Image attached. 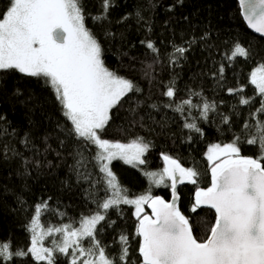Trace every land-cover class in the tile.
<instances>
[{
  "label": "trees",
  "instance_id": "obj_1",
  "mask_svg": "<svg viewBox=\"0 0 264 264\" xmlns=\"http://www.w3.org/2000/svg\"><path fill=\"white\" fill-rule=\"evenodd\" d=\"M238 1L110 0L105 13L104 0H83L85 26L100 43L105 66L140 89L128 93L111 110L102 138L125 144L142 138L148 145L145 163L134 167L115 160L113 174L127 190L128 199L152 191L153 196L169 200L170 187L151 188L147 173L164 169V155L197 170V184L189 183L179 190L180 209L197 239L206 237L215 220L211 210L190 211L197 188L211 185V166L205 156L210 146L231 143L240 136V155H258L256 146L243 142V125L264 118L259 111L261 96L250 80L252 71L264 64V39L249 31ZM8 2L0 0V13ZM149 41L158 53L146 47ZM237 44L248 56L229 59ZM175 47L187 49L183 57L173 56ZM169 86L175 92L172 98L164 95ZM188 99L201 107L185 105L183 113L174 110ZM242 99L251 102L244 104ZM205 102L215 105L206 118L202 109ZM0 117V242H10L13 250L27 251L37 205H47L38 217L43 230L78 227L84 217L96 213L106 196H111V189L106 193L107 178L94 159L99 150L69 134L71 124L42 79L15 70L0 72ZM185 123H195L201 131L190 130ZM101 211L105 220L97 225V238L107 246L106 252L116 255L120 236L126 235L130 258L138 264L140 238L135 235L138 222L134 207L121 203L106 213ZM53 239L59 240L60 234L46 236L44 246L52 247ZM54 257L55 264H70V259L59 253ZM2 264L47 261H38L28 253Z\"/></svg>",
  "mask_w": 264,
  "mask_h": 264
},
{
  "label": "snow or ice",
  "instance_id": "obj_2",
  "mask_svg": "<svg viewBox=\"0 0 264 264\" xmlns=\"http://www.w3.org/2000/svg\"><path fill=\"white\" fill-rule=\"evenodd\" d=\"M239 3L248 26L264 35V0H239ZM109 4L110 0H104L105 13ZM85 19L83 0H9L0 13V72L15 70L43 80L71 124L69 134L99 150L94 159L107 178L105 191L111 189V196H106L98 204L96 213L84 217L78 227H49L46 233L44 230L37 233L36 229L40 211L47 205H37L31 247L27 251L13 250L10 242H0V264L28 253L47 264H55L54 253L68 257L70 264H137L130 258L126 235L120 236L121 247L116 255L108 254L107 246L97 238V225L105 220L101 210L106 213L121 203L135 206L138 222L135 235L141 238L138 264H264V118L243 125V142L256 146V157L240 155V136L231 143L214 144L209 148L211 186L197 188L190 211L206 206L214 209L216 215L211 227L207 228L206 237L197 239L189 219L176 203L177 184L185 181L197 184L200 175L197 170L185 168L164 155L167 166L163 171L147 173L157 186L171 187L173 200L170 203L151 195L128 199L127 190L119 186L111 171L109 165L117 159L134 167L145 163L141 157L148 145L141 142L142 138L128 144L102 138L111 119V110L128 93L140 89L105 66L102 47L85 26ZM146 47L153 53L159 51L150 41ZM186 51L184 47H175L173 56L183 57ZM236 56L247 57L248 52L237 44L228 58ZM220 72L223 73V67ZM250 80L259 91V111L264 113V65L251 73ZM164 95L174 97L173 87L169 86ZM250 102L241 100L244 104ZM185 105L201 107L188 99L177 104L174 110L183 113ZM202 109L206 118L210 109L215 110V105L205 102ZM184 126L201 131L195 123ZM7 151L5 147V154ZM166 179L171 181L170 185L165 184ZM144 205L151 208V215H142ZM53 233L60 234V239L50 241L52 247H44L45 234L52 236Z\"/></svg>",
  "mask_w": 264,
  "mask_h": 264
},
{
  "label": "water",
  "instance_id": "obj_3",
  "mask_svg": "<svg viewBox=\"0 0 264 264\" xmlns=\"http://www.w3.org/2000/svg\"><path fill=\"white\" fill-rule=\"evenodd\" d=\"M239 2V1H238ZM239 7H240V10H241V16H242V18H243V20H244V22H245V24H246V26L248 27V29H249V31L253 34V35H255L256 37H259V38H261V39H264V35H261V34H259V33H256L252 28H250L249 26H248V23H247V21L244 19V16H243V12H244V9L243 8H241V6H240V3H239ZM242 157H244V156H242ZM164 161V160H163ZM165 163V162H164ZM167 165L165 164V167H166ZM210 176H211V170H210ZM171 184V181H169V185ZM189 183L187 182V181H185L184 183H178L177 184V186H176V195L178 196V199L176 200V203H177V206L179 207V209H180V203H181V196H180V193H179V190H180V188L181 187H183V186H185V185H188ZM211 186V185H210ZM209 186V187H210ZM201 189H206V188H201ZM196 192V191H195ZM170 199L169 200H167V199H165L163 196H152L153 198H156V197H159V198H161V199H163V200H165L166 202H172V200H173V192H172V189H171V187H170ZM194 203H195V193H194ZM197 209H203V210H211V211H213L214 212V214H215V210L214 209H211V208H208V207H206V206H200V207H198ZM145 211L147 212L146 214H149V215H151V208L150 207H148V205H146L145 206ZM180 211H181V209H180ZM182 212V211H181ZM216 215V214H215ZM194 235V234H193ZM140 238V237H139ZM140 243H141V238H140Z\"/></svg>",
  "mask_w": 264,
  "mask_h": 264
},
{
  "label": "rangeland",
  "instance_id": "obj_4",
  "mask_svg": "<svg viewBox=\"0 0 264 264\" xmlns=\"http://www.w3.org/2000/svg\"><path fill=\"white\" fill-rule=\"evenodd\" d=\"M264 65V64H263ZM260 66H262V65H259L258 67H260ZM258 67H256L252 72H254V71H256V69L258 68ZM255 86V85H254ZM258 90V89H257ZM221 146H223V145H225V144H220ZM211 147V146H210ZM208 151H209V149H208ZM208 151H207V153H206V159H207V156H208ZM144 155H145V153H144ZM144 155L141 157V159H143L144 160ZM117 160H119V159H117ZM113 161H115V160H113ZM112 161V162H113ZM121 161H123V160H121ZM112 162H111V164H112ZM124 162V161H123ZM125 163V162H124ZM207 163H208V165L209 166H211L212 167V165H211V162L207 159ZM111 164L109 165V167H110V169H111V171H112V168H111ZM127 164V163H126ZM128 165H131V164H128ZM131 166H133V165H131ZM136 167H138V166H136ZM163 170H160V171H157L156 173H160V172H162ZM113 172V171H112ZM150 178V177H149ZM165 184H168L169 185V180H165ZM150 185H151V188H162V187H165L164 185H160V186H157L156 184H154V183H152V180H151V178H150ZM144 195H151V196H153V192L152 191H150V192H148L147 194H144ZM137 198V197H136ZM133 199H135V198H133ZM133 207H134V209H135V206L134 205H132ZM145 206L146 205H144L143 207H144V211H143V213L144 212H146L145 211ZM142 213V214H143ZM39 225V224H38ZM43 229L40 227V225L37 227V229H36V231H37V233H40L41 231H42ZM45 231V230H44ZM45 233H46V231H45ZM46 236H48V235H46L45 234V238H46ZM45 238H44V240H45ZM44 240L42 241V243H44ZM43 246H44V244H43ZM45 247V246H44Z\"/></svg>",
  "mask_w": 264,
  "mask_h": 264
}]
</instances>
